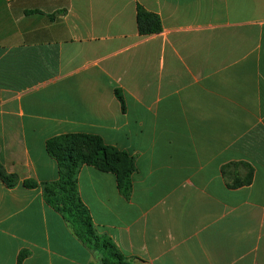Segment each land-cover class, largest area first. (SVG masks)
Wrapping results in <instances>:
<instances>
[{"label": "crops", "instance_id": "1", "mask_svg": "<svg viewBox=\"0 0 264 264\" xmlns=\"http://www.w3.org/2000/svg\"><path fill=\"white\" fill-rule=\"evenodd\" d=\"M81 134L135 160L128 199L114 173L78 175L135 264H264V0H0V165L17 177L0 178V264H103L44 198L47 142Z\"/></svg>", "mask_w": 264, "mask_h": 264}, {"label": "trees", "instance_id": "2", "mask_svg": "<svg viewBox=\"0 0 264 264\" xmlns=\"http://www.w3.org/2000/svg\"><path fill=\"white\" fill-rule=\"evenodd\" d=\"M137 20L138 33L141 35L158 34L161 30L159 17L141 7H138ZM47 152L58 163L60 178L56 182L43 185L46 203L69 222L77 238H80L90 251L103 256V264H135L118 250L111 239L99 234L78 189L81 167L92 165L103 172L116 174L120 192L128 199L132 193V177L136 169L133 157L107 146L99 136L82 134L49 140ZM0 178L8 186H13L17 181V177L7 174L1 165ZM23 185L27 189L37 187L32 180L25 181ZM25 257L26 253H21L18 263Z\"/></svg>", "mask_w": 264, "mask_h": 264}]
</instances>
